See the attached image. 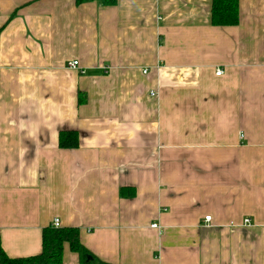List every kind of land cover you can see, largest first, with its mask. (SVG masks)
Masks as SVG:
<instances>
[{
	"label": "crops",
	"instance_id": "0c3cea01",
	"mask_svg": "<svg viewBox=\"0 0 264 264\" xmlns=\"http://www.w3.org/2000/svg\"><path fill=\"white\" fill-rule=\"evenodd\" d=\"M212 2L0 0L7 256L58 218L92 264H264V0Z\"/></svg>",
	"mask_w": 264,
	"mask_h": 264
},
{
	"label": "trees",
	"instance_id": "16d2710c",
	"mask_svg": "<svg viewBox=\"0 0 264 264\" xmlns=\"http://www.w3.org/2000/svg\"><path fill=\"white\" fill-rule=\"evenodd\" d=\"M84 1L88 0H75L77 4ZM99 1L105 5H113L117 0ZM238 21L237 0H213L211 7L212 24L235 25ZM77 143L75 131L60 132L59 145L61 147L72 148L77 146ZM78 232L77 227H45L42 230L41 252L27 257L11 258L3 251L0 244V264H62L64 243H68L70 249L78 254L82 264H92V262H87L90 253L81 244Z\"/></svg>",
	"mask_w": 264,
	"mask_h": 264
},
{
	"label": "built area",
	"instance_id": "2783aa9c",
	"mask_svg": "<svg viewBox=\"0 0 264 264\" xmlns=\"http://www.w3.org/2000/svg\"><path fill=\"white\" fill-rule=\"evenodd\" d=\"M67 66L69 68H72V69H79L80 68L77 60H71V61H69L67 63ZM222 73H223V70L221 68H218L215 71V74L216 75H221ZM150 94L151 95H154L155 93L153 91H151ZM241 136H243V135L241 134ZM204 220L206 222H208L210 220V216H206L204 218ZM245 223H249V219H245ZM52 226L53 227H59L60 226V220L58 218H54L53 221H52ZM152 226L158 228V225H156V224H153Z\"/></svg>",
	"mask_w": 264,
	"mask_h": 264
}]
</instances>
